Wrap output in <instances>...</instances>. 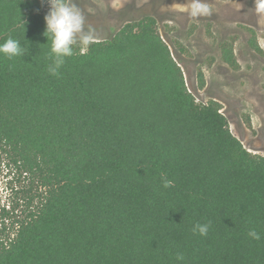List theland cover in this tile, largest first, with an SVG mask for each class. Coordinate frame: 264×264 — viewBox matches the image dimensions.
<instances>
[{
    "label": "trees",
    "instance_id": "trees-1",
    "mask_svg": "<svg viewBox=\"0 0 264 264\" xmlns=\"http://www.w3.org/2000/svg\"><path fill=\"white\" fill-rule=\"evenodd\" d=\"M44 17L39 0H0V43L29 49L0 55V162L16 183L0 264H264V156L219 103L195 102L155 19L73 46L53 75ZM247 43L263 54L253 30ZM220 54L238 69L230 44Z\"/></svg>",
    "mask_w": 264,
    "mask_h": 264
},
{
    "label": "rangeland",
    "instance_id": "rangeland-1",
    "mask_svg": "<svg viewBox=\"0 0 264 264\" xmlns=\"http://www.w3.org/2000/svg\"><path fill=\"white\" fill-rule=\"evenodd\" d=\"M39 1L46 15L47 0ZM74 2L85 16V32L91 31L94 41L111 38L125 23L153 17L195 102L219 103L230 132L248 152L264 156V15L254 11V0H204L212 8L206 17L190 15L191 0ZM249 30L263 54L249 48ZM225 42L232 46L237 70L221 60L220 45ZM73 46L80 50L79 42ZM12 178L0 162V209L11 198L16 185Z\"/></svg>",
    "mask_w": 264,
    "mask_h": 264
},
{
    "label": "clouds",
    "instance_id": "clouds-1",
    "mask_svg": "<svg viewBox=\"0 0 264 264\" xmlns=\"http://www.w3.org/2000/svg\"><path fill=\"white\" fill-rule=\"evenodd\" d=\"M49 11L44 17L45 31L43 33L47 40L51 41L50 56L54 67L49 65L48 71L56 75L58 70L65 63L66 57L74 55L73 45L79 42L81 52L87 50L88 46L94 41V35L91 31L85 32V16L82 10L77 6L74 0H47ZM190 15L192 17H206L212 14L211 6L204 0H191L189 5ZM254 11L257 14L264 15V0H254ZM25 26V21H23ZM29 49L22 45L17 39L9 37L3 43H0V55L8 59L23 57ZM171 182H166L168 186ZM208 224H198L193 229L201 236L207 234ZM248 235L255 240H260V235L252 230ZM177 261H183V255L176 256Z\"/></svg>",
    "mask_w": 264,
    "mask_h": 264
}]
</instances>
